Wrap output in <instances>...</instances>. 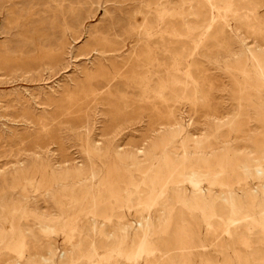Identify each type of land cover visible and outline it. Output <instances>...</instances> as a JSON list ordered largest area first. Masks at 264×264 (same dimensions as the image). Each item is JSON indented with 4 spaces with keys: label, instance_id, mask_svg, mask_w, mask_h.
Wrapping results in <instances>:
<instances>
[{
    "label": "rangeland",
    "instance_id": "rangeland-1",
    "mask_svg": "<svg viewBox=\"0 0 264 264\" xmlns=\"http://www.w3.org/2000/svg\"><path fill=\"white\" fill-rule=\"evenodd\" d=\"M213 5L0 0V264H112L100 238L113 264H149L172 201L200 224L168 264L186 246L264 264V172L246 168L264 152V0ZM245 191L206 228L200 209Z\"/></svg>",
    "mask_w": 264,
    "mask_h": 264
},
{
    "label": "bare ground",
    "instance_id": "bare-ground-1",
    "mask_svg": "<svg viewBox=\"0 0 264 264\" xmlns=\"http://www.w3.org/2000/svg\"><path fill=\"white\" fill-rule=\"evenodd\" d=\"M204 4H206L210 9L213 8V0H201ZM232 2L229 1L228 5H227V8H230V4ZM212 11V10H211ZM150 12V11H149ZM209 20V24L207 23L208 25V29H212L214 27V24L216 22L215 20V16L213 15V13L210 14V18L208 19ZM151 24V23H150ZM154 28V27H153ZM206 28V27H205ZM208 33V31H207ZM171 43V42H170ZM244 61V60H243ZM256 62V61H255ZM261 70V69H260ZM241 116V115H240ZM183 127V126H181ZM166 133V132H165ZM224 136V135H223ZM188 137V136H187ZM236 141V140H235ZM214 142V141H213ZM229 142V141H228ZM211 144V143H210ZM180 145V144H179ZM187 145V144H186ZM238 148V147H237ZM262 148V147H261ZM237 150V149H236ZM251 151V150H250ZM184 152V151H183ZM210 153V152H208ZM212 154V153H211ZM252 154V153H251ZM254 154V153H253ZM261 154V158L260 160H256V159H253L251 162H249L247 165H246V168L249 170V172L254 175L256 178L257 177H260V175L263 174L264 172V169L261 165V163L264 161V152L260 153ZM184 155H186L184 153ZM192 155V154H191ZM210 156V155H209ZM253 156V155H251ZM184 157V156H183ZM150 160V159H149ZM179 160V159H178ZM182 160V159H181ZM151 161V160H150ZM120 163V162H119ZM206 165V164H205ZM91 166V165H90ZM135 167V166H134ZM220 167V166H219ZM116 168V167H115ZM146 168V167H145ZM223 168V167H222ZM167 169V168H166ZM243 169V168H242ZM115 170V169H114ZM177 170V169H176ZM139 171V170H138ZM116 172V171H115ZM160 173V172H159ZM218 173V172H217ZM195 174V173H193ZM193 174L191 175V178H193ZM89 175V174H88ZM110 175V174H109ZM115 176V175H114ZM138 176V175H137ZM171 176V175H170ZM166 177V176H165ZM164 177V179H165ZM103 178V177H102ZM251 178V177H250ZM104 179V178H103ZM116 182V180H115ZM224 183V182H223ZM220 185H221V181H220ZM225 185V184H224ZM120 187V186H119ZM200 187V186H199ZM223 187V186H222ZM165 188V187H164ZM250 188V187H249ZM209 189V188H208ZM118 191V190H117ZM163 191V190H162ZM162 191L160 190V193H162ZM165 191V189H164ZM207 191V190H206ZM259 191L264 194V185H260L259 186ZM223 192V191H222ZM206 193V192H205ZM201 194V193H200ZM246 194L244 197L241 196V195H238V194H235V193H229L228 194V197H225V196H222L221 198H219V200H216L215 201V204H214V208L212 209V211L206 216V214L204 213V211L202 209H200V216H202L203 218V221L206 225V228L207 229H210V227L213 226V224H216V225H219L223 222L224 224V221L227 220V222L229 223H233L235 221V218H234V215L237 211V209L240 207L241 203L243 201H249L250 199H252V197L255 196L256 192L254 191H251V192H246ZM159 195V194H158ZM223 195V193H222ZM158 199V198H157ZM122 200V199H121ZM172 201V200H171ZM106 202V201H105ZM108 202V200H107ZM106 202V203H107ZM105 203V204H106ZM168 205L167 206H170L172 208L175 209V212L172 214V215H169L167 210L164 209L163 211V217L161 219V227H165V229H167L168 227L171 228L170 230V233L165 235V236H160L157 240V244L156 246L154 247V249H151L149 251L148 254V261H149V264H158L157 261L158 259H161L164 264H168V262L166 261V254L169 252V248L170 247L168 246V244H166V241L168 240H173L177 234V231L181 232L179 229L183 228V227H189V228H192L193 227V230H192V233L193 235H196L197 236V231H198V228H199V221L197 218H194L193 217H188L187 214L182 208L180 207H176L175 206V203L174 201L172 202H169L167 203ZM119 206V205H118ZM175 206V207H174ZM109 209V208H108ZM121 212V211H119ZM88 213V212H87ZM52 215V214H51ZM122 215V214H121ZM37 216V215H36ZM108 217V216H106ZM117 217H119L117 215ZM121 217V216H120ZM151 221V219H150ZM27 222V221H26ZM53 222V221H52ZM122 223V222H121ZM139 223V222H138ZM123 225H124V222H123ZM147 223L146 222H140L138 227H137V231L141 234H143V232L147 229ZM25 226V225H24ZM213 228V227H212ZM165 229H162L165 231ZM186 229V228H185ZM185 229L182 231L183 233H185ZM1 230V229H0ZM177 230V231H176ZM188 232L191 230L187 229ZM146 232V231H145ZM144 232V233H145ZM182 233V234H183ZM190 233V232H189ZM141 234V235H142ZM96 235V234H95ZM185 235V234H184ZM187 236V234H186ZM98 237V236H97ZM141 237V236H140ZM139 237V238H140ZM180 237V236H179ZM178 239V238H177ZM95 240V239H94ZM144 240V239H143ZM180 240V239H179ZM32 241V240H31ZM174 241V240H173ZM87 242V241H86ZM169 243V242H167ZM174 243V242H173ZM172 243V244H173ZM180 244H182L181 242H178ZM96 244V243H95ZM175 244V243H174ZM173 244V245H174ZM184 244V242H183ZM191 243L189 242L188 245ZM98 245L101 246V247H106L109 251V254H108V261H112V264L113 263H116L117 262V258L115 257V255L117 254L116 251L114 250L113 248V244H112V241H105L103 239H98ZM178 246H180L178 244ZM182 246V245H181ZM139 247V246H138ZM169 247V248H168ZM177 246H173L171 249H175ZM206 248V247H205ZM192 249V248H190ZM188 246L186 247H177L176 249V254H177V259H178V264H193L190 257L192 255V253L190 251H188ZM82 251V250H81ZM156 251L158 253V256L157 257V254L154 252ZM148 252V251H147ZM118 255V254H117ZM116 255V256H117ZM71 256V255H70ZM231 257V256H230ZM60 262V261H59ZM63 262V261H62ZM69 262V261H68ZM67 263V262H66ZM64 263V264H66ZM140 263V262H139ZM236 264H243L242 262V258L240 257V255H236Z\"/></svg>",
    "mask_w": 264,
    "mask_h": 264
}]
</instances>
